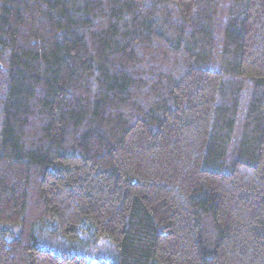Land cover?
Masks as SVG:
<instances>
[{
    "label": "trees",
    "instance_id": "trees-1",
    "mask_svg": "<svg viewBox=\"0 0 264 264\" xmlns=\"http://www.w3.org/2000/svg\"><path fill=\"white\" fill-rule=\"evenodd\" d=\"M0 264H264V0H0Z\"/></svg>",
    "mask_w": 264,
    "mask_h": 264
},
{
    "label": "rangeland",
    "instance_id": "rangeland-1",
    "mask_svg": "<svg viewBox=\"0 0 264 264\" xmlns=\"http://www.w3.org/2000/svg\"><path fill=\"white\" fill-rule=\"evenodd\" d=\"M43 245V244H41ZM43 246H48V245H43ZM106 248H103L99 243L96 245H87L81 253L84 254L88 260H91V255L96 252H101L100 255V260H109L112 259L113 254H108L107 251L105 250ZM94 261V260H93Z\"/></svg>",
    "mask_w": 264,
    "mask_h": 264
}]
</instances>
